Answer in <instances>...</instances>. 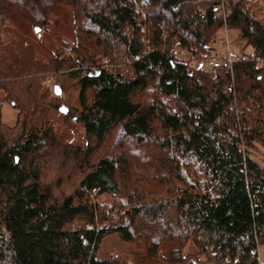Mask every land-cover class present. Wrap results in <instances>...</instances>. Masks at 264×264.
I'll use <instances>...</instances> for the list:
<instances>
[{"label": "trees", "instance_id": "trees-1", "mask_svg": "<svg viewBox=\"0 0 264 264\" xmlns=\"http://www.w3.org/2000/svg\"><path fill=\"white\" fill-rule=\"evenodd\" d=\"M248 1L0 0V18L41 29L68 11L76 42L101 54L0 58V264H141L166 244V264H258L264 73L206 66L224 25L264 54ZM62 107L84 145L50 120ZM110 239L133 258H98Z\"/></svg>", "mask_w": 264, "mask_h": 264}, {"label": "rangeland", "instance_id": "rangeland-1", "mask_svg": "<svg viewBox=\"0 0 264 264\" xmlns=\"http://www.w3.org/2000/svg\"><path fill=\"white\" fill-rule=\"evenodd\" d=\"M249 9L255 18L264 22V0H249ZM229 13V11H227ZM221 16V15H220ZM222 17V16H221ZM228 17V16H227ZM72 15L66 10H56L48 18V24L44 29L34 27L28 21L24 20L20 15L13 14L10 18H0V58L11 64L15 60L30 58L37 59L40 62H47L53 57V51L57 50L61 54L71 55L72 49L83 51L87 49L92 56L100 57L101 54L89 47L80 45L74 38L72 29ZM36 30H39L36 33ZM229 38V46L233 57H239L242 53L249 54L251 48H246L245 42L237 40V34L227 32ZM226 32L225 29L218 36V43L215 47L219 57L227 56L225 47ZM52 82L48 81L50 84ZM17 111L5 105L3 108V123L8 127L16 125ZM50 120L54 123L60 134L70 143L77 145L85 144V134L82 130L72 134L63 130L61 124V114L52 113ZM39 126V122L37 121ZM258 159V157L256 156ZM145 175L144 173H141ZM78 224L73 228H77ZM98 258L107 257L114 261L124 262L133 258V255L127 250L128 248L121 247L113 239L106 240L100 245ZM176 248L172 244H166L162 247L161 258L158 260L140 259L141 264H166L165 259L171 250ZM194 248H190L186 253H195ZM257 263L264 264V248L257 250ZM106 260V259H105Z\"/></svg>", "mask_w": 264, "mask_h": 264}, {"label": "built area", "instance_id": "built-area-1", "mask_svg": "<svg viewBox=\"0 0 264 264\" xmlns=\"http://www.w3.org/2000/svg\"><path fill=\"white\" fill-rule=\"evenodd\" d=\"M227 11L228 10L226 9L225 5H222V7L220 8V15L224 20H226L227 16L229 15ZM224 29L226 32V41L224 44L227 50V56L221 58L216 54L213 58L207 60L206 66L213 70L226 68L231 73L233 67L236 64L240 62H248L253 63L259 70L264 73V54L259 56L255 49H251V52L249 54H244V52L242 51L243 54H241L239 57H233L229 46V38L227 34L226 25H224Z\"/></svg>", "mask_w": 264, "mask_h": 264}, {"label": "water", "instance_id": "water-1", "mask_svg": "<svg viewBox=\"0 0 264 264\" xmlns=\"http://www.w3.org/2000/svg\"><path fill=\"white\" fill-rule=\"evenodd\" d=\"M36 33H38V31L36 30ZM55 96L58 98L61 96V92L59 91V89L57 90V93L55 94ZM60 114L62 115H67V110H65L64 107L61 108L60 110Z\"/></svg>", "mask_w": 264, "mask_h": 264}, {"label": "snow or ice", "instance_id": "snow-or-ice-1", "mask_svg": "<svg viewBox=\"0 0 264 264\" xmlns=\"http://www.w3.org/2000/svg\"><path fill=\"white\" fill-rule=\"evenodd\" d=\"M37 31H39V30H37Z\"/></svg>", "mask_w": 264, "mask_h": 264}]
</instances>
